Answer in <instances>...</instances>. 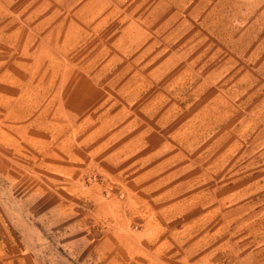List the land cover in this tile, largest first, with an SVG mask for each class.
Here are the masks:
<instances>
[{
	"label": "rangeland",
	"instance_id": "rangeland-1",
	"mask_svg": "<svg viewBox=\"0 0 264 264\" xmlns=\"http://www.w3.org/2000/svg\"><path fill=\"white\" fill-rule=\"evenodd\" d=\"M83 76L103 100L69 117L62 97L87 90ZM123 126L147 131L102 196L130 181L136 155L148 151L155 176L164 161L173 198L188 197L160 223L168 264H264V0H0V250L10 264H103L90 202L36 188L35 171L58 146L82 154ZM82 181L104 183L92 167Z\"/></svg>",
	"mask_w": 264,
	"mask_h": 264
},
{
	"label": "crops",
	"instance_id": "crops-1",
	"mask_svg": "<svg viewBox=\"0 0 264 264\" xmlns=\"http://www.w3.org/2000/svg\"><path fill=\"white\" fill-rule=\"evenodd\" d=\"M78 80L87 84V90H71L67 98L62 97L67 116L73 118L90 113L103 100V93L96 89L94 84L97 81L93 77L83 76ZM72 99L74 102H67ZM128 129L129 126H123L115 130L105 142L87 151L82 148V154H77L76 150L71 148L69 151L61 150L60 146L57 151L45 154L51 159L43 161L46 168L41 165V170L35 171L36 188H49L56 192L61 190L90 202L92 220L89 225H97L100 228L93 252L102 259L103 264H168L171 256L167 255V247L171 240L166 235L161 237L164 230L161 229L160 223L164 217L186 208L188 197L183 195L173 198L176 188L172 189L171 174L170 171L164 170V161H161L162 173L155 176L156 171L151 165V162H154L153 157L148 151L136 155L139 159L129 161V165L137 164L130 181L125 185L111 187L110 197L102 196L103 185H107L117 172V161L135 155L141 149V142L147 130L132 128L127 134ZM95 137L94 132L88 136ZM116 139L120 141L114 142ZM109 144L111 148H107ZM98 152L101 153L98 162L86 157ZM13 160L11 158L10 161ZM91 167L99 173L104 183H82V178ZM126 168L129 169L130 166ZM1 257L7 260V264L11 263V258L3 256L0 250ZM205 259L207 256H201L193 264H202Z\"/></svg>",
	"mask_w": 264,
	"mask_h": 264
}]
</instances>
